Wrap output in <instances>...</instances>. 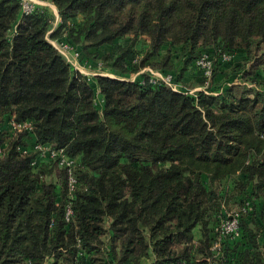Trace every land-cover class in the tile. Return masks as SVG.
<instances>
[{
    "label": "trees",
    "instance_id": "trees-1",
    "mask_svg": "<svg viewBox=\"0 0 264 264\" xmlns=\"http://www.w3.org/2000/svg\"><path fill=\"white\" fill-rule=\"evenodd\" d=\"M45 1L60 18L50 37L81 62L175 83L192 67L187 85L204 88L96 76L98 107L47 41L49 9L21 17L18 0H0V264H264V0ZM235 72L247 86L225 84ZM10 120L31 134L5 142ZM24 138L74 165L38 160ZM232 212L240 236L217 255L216 227Z\"/></svg>",
    "mask_w": 264,
    "mask_h": 264
},
{
    "label": "built area",
    "instance_id": "built-area-1",
    "mask_svg": "<svg viewBox=\"0 0 264 264\" xmlns=\"http://www.w3.org/2000/svg\"><path fill=\"white\" fill-rule=\"evenodd\" d=\"M18 2H19L21 17L29 16L38 8L44 7V6H40L39 1L37 0H18ZM53 16L54 18L51 23V28L48 30L46 34L47 41L63 57L65 62L71 67L74 73L80 74L85 81L89 82L90 75H88V73L85 72L87 68L86 67L87 64L85 62L80 61L81 59H80L79 51L76 50L75 47H73L72 45L68 43L59 42L50 37V34L57 28L58 24L60 23L59 15L56 14ZM230 59H231V56H228V55L222 56L223 61H229ZM195 65L197 69L200 70L203 76L206 78L205 84H207L212 74V62L208 59L207 55L203 54L200 58L196 60ZM98 66H99L98 69L100 71L101 64H99ZM148 71H149L148 76H149L150 84H164L170 87L173 91L179 92V89H178L179 85L174 82V79L172 78L170 74L161 73L160 71L155 72L151 69H148ZM136 74H139V73H136ZM84 75H88V76H84ZM93 75L102 76V77H112L113 79H115L113 76L109 75L108 73H103V72L93 73ZM94 76H91V77H94ZM135 79H131L130 81H134ZM140 83L143 84V81L141 80ZM7 126H8V129L11 130L12 134L15 132H20L24 129H26L28 133L31 134V127L28 122L16 123L13 120H10ZM32 150L37 152L38 160L57 159L58 165L63 168L70 169L75 163V160L66 156L61 149H55L51 147L50 145L33 144ZM25 151L27 150L25 149ZM0 153H1V147H0ZM75 186H76L75 180L73 178H70L69 180L70 191L73 190ZM70 215H71V210L69 207H67L66 213H65L66 219H68ZM239 236H240L239 213L237 212L229 213L226 215V217L223 220L220 221V223L216 227V238L213 241L210 249L212 252L218 255L222 248L221 247L222 242L225 239H235V238H238ZM178 264H186V263H178ZM210 264H214V263H210ZM232 264H238V263H232Z\"/></svg>",
    "mask_w": 264,
    "mask_h": 264
},
{
    "label": "rangeland",
    "instance_id": "rangeland-1",
    "mask_svg": "<svg viewBox=\"0 0 264 264\" xmlns=\"http://www.w3.org/2000/svg\"><path fill=\"white\" fill-rule=\"evenodd\" d=\"M47 8V7H46ZM49 9V8H48ZM50 11V10H49ZM57 11V10H56ZM51 12V11H50ZM52 14V12H51ZM179 52L178 51H174V54H173V57H172V61H173V65H172V69L169 70V71H172L176 74L177 78L179 76V74L186 68L184 65H185V58L182 57V56H179L178 54ZM206 55V54H205ZM87 64V68H86V73H88L89 78V83L93 85V89H94V101H95V104L96 106H101V103H102V100H101V96L99 95L98 91H97V88L94 86V82H93V78L96 77L93 75V73H108L109 75L113 76L115 79H125V80H131V79H135L136 77H140V76H143V75H148L149 74V71L148 69H151V68H144L142 70H140L138 73L139 74H132V76H130L129 78H121V77H118L117 75L113 74V73H110L106 66L101 68V70L99 71L98 69V63L96 60H94V62H86ZM94 64V65H93ZM85 65V63H84ZM153 70V69H151ZM186 71H183V80L181 82L178 81L177 79V84L179 85L178 89H179V92H183V93H193L194 91H197V90H201L203 89L204 87H196V88H190L188 85H187V81L188 80H191V78H193L195 76V72L192 70V67L187 71V69H185ZM195 70V68H194ZM155 71V70H153ZM168 71V70H167ZM196 71V70H195ZM141 72V73H140ZM157 72V71H155ZM194 73V75H193ZM227 74V72H225ZM224 73L222 72H219L218 75H216V78H215V81L216 82H219V80H221L222 76H223ZM88 75H84V76H88ZM91 76H94V77H91ZM134 77V78H133ZM109 78H112V77H109ZM240 83L242 84L243 86H247V84L243 83L241 78H240V75L238 73H232L230 75V77L227 79V82L225 84H228V83ZM225 86V85H224ZM3 129V126L1 127L0 130ZM12 133H11V130L10 129H6L5 128V134H4V140H6L5 142H9V140H11L12 138ZM24 141L26 142V147H33L31 143H29V140L28 138H24ZM44 264H51V260L50 259H47L45 261Z\"/></svg>",
    "mask_w": 264,
    "mask_h": 264
},
{
    "label": "crops",
    "instance_id": "crops-1",
    "mask_svg": "<svg viewBox=\"0 0 264 264\" xmlns=\"http://www.w3.org/2000/svg\"><path fill=\"white\" fill-rule=\"evenodd\" d=\"M37 1H39L40 6H44V7L49 8V10L52 12L53 15L58 14L54 5L48 3L45 0H37Z\"/></svg>",
    "mask_w": 264,
    "mask_h": 264
}]
</instances>
